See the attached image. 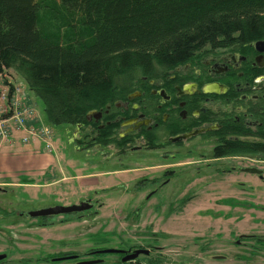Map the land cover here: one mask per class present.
<instances>
[{"label": "flooded vegetation", "instance_id": "flooded-vegetation-1", "mask_svg": "<svg viewBox=\"0 0 264 264\" xmlns=\"http://www.w3.org/2000/svg\"><path fill=\"white\" fill-rule=\"evenodd\" d=\"M157 75L127 90L115 110L107 106L88 114V124L83 123L78 132L83 134L81 151L91 154L96 150L98 154L111 147L125 156L128 151L164 148L167 159L181 155L183 144L195 139H211L213 157L229 141L264 144V40L203 48L189 64L166 73L158 71ZM213 84L219 86V93L206 91ZM204 128L209 130L172 140ZM109 133V140L117 139V143L103 146L98 140L104 136L106 141ZM172 146L178 150L168 151ZM229 157H214L213 161ZM171 168L166 167L167 177L162 182L142 176L132 191L125 192L137 196L130 195L113 209L106 201L107 188L93 189L88 180L77 182L86 190L75 202L54 205H46L39 194L31 200L17 195L20 190L41 192L42 186L35 181L0 183V264H167L161 239L172 238L167 227L171 220L169 198L153 197L175 176ZM245 169L237 167V171L247 173ZM260 171L255 175L262 181L264 170ZM146 186L155 188L140 199ZM251 206L197 213L188 225L195 233V242L182 246L184 254L180 256L184 258L179 256L177 261L264 264V206ZM54 207L76 209L46 212ZM112 210L121 211V217L111 214ZM226 231L227 236H222ZM209 233L215 235L214 244H221L225 250L233 248V254L212 255L213 261L208 260L212 245L204 242L209 240Z\"/></svg>", "mask_w": 264, "mask_h": 264}, {"label": "trees", "instance_id": "trees-1", "mask_svg": "<svg viewBox=\"0 0 264 264\" xmlns=\"http://www.w3.org/2000/svg\"><path fill=\"white\" fill-rule=\"evenodd\" d=\"M257 40L264 0H0V76L13 70L27 81L53 127L115 110L144 78L189 64L203 48ZM111 136L98 141L117 143ZM224 146L215 158L264 154L258 141Z\"/></svg>", "mask_w": 264, "mask_h": 264}, {"label": "rangeland", "instance_id": "rangeland-1", "mask_svg": "<svg viewBox=\"0 0 264 264\" xmlns=\"http://www.w3.org/2000/svg\"><path fill=\"white\" fill-rule=\"evenodd\" d=\"M2 79L10 83V85H7L0 77V83L5 86L6 90L11 85L17 90L22 89L23 97L18 93L16 97L24 103H26V98H29L32 111L36 117L33 121L35 126L37 128L45 127L54 135L51 142L55 146L60 165L64 167L67 176L74 177L78 174L101 173L98 177L89 179L88 182L93 184V189L107 188L108 199L106 201L108 205H111V209L127 201L132 194L127 195L125 192L132 191L133 187L137 185V180L142 176L156 178L158 182H162L167 177L164 176L166 167L172 166L171 169H174L175 176L153 197L154 200L169 198L171 220L167 227L172 230V238L161 239V245L165 246L164 252L169 258L167 264H183L177 260L180 255L184 254L181 252L182 246L195 242V233L188 230L191 229L188 225L190 220L197 217V213L227 211L236 207H252L251 205L264 206V179L261 181L255 174L237 171L239 166L264 170L263 154L250 156L238 154L232 155L223 161H213V141L211 139L205 141L195 139L194 141L185 142L179 149L182 154L176 158L169 157L165 159L164 148L162 150L152 149L148 152L128 151V154L124 156L119 153L116 154V149L110 147L101 150L98 154H96V150L92 151L91 154H87L80 149L79 140L83 138V134L74 137L76 127L73 125L53 127L47 123L44 102L35 92L30 90L27 81H24L16 71H7ZM39 116L43 121L39 122ZM40 146L46 147L43 143ZM174 150H178V148L176 146L168 148L170 152ZM189 150L194 152L189 154ZM233 167L235 170L232 169ZM61 176V173L56 175V177ZM97 180L100 184L98 183L95 188ZM71 182L70 180L67 182L68 184L60 185L50 191L42 190L39 192L30 189L20 190L16 193L19 197L21 196L27 200H31L39 194L38 197L45 201L46 205H54L57 202L63 204L75 202L81 191L86 189L81 188L77 183L79 181H75L73 184ZM143 184H146V182ZM153 188L155 187L145 188V191L139 195L140 199ZM132 196H137V193H133ZM135 200L137 201L136 198ZM114 211L112 210L110 213L121 217V211ZM227 233L226 231L221 235L226 237ZM208 236L209 240L204 242V244L212 245L207 255L208 260H212V255L233 252V248L231 251L225 250L221 244H214L216 238L213 233H209ZM234 238L232 236V239ZM191 254L195 255V253Z\"/></svg>", "mask_w": 264, "mask_h": 264}, {"label": "crops", "instance_id": "crops-1", "mask_svg": "<svg viewBox=\"0 0 264 264\" xmlns=\"http://www.w3.org/2000/svg\"><path fill=\"white\" fill-rule=\"evenodd\" d=\"M40 121L43 120L39 116ZM25 138H28V142L24 141ZM42 143L45 145L41 139H34L23 131L13 133L7 139L0 137V183L20 184L35 181L42 186L43 191H50L70 180L85 183L101 174L96 172L67 176L64 167L60 165L53 143L51 142V150L41 147ZM58 173L62 176L56 177Z\"/></svg>", "mask_w": 264, "mask_h": 264}, {"label": "built area", "instance_id": "built-area-1", "mask_svg": "<svg viewBox=\"0 0 264 264\" xmlns=\"http://www.w3.org/2000/svg\"><path fill=\"white\" fill-rule=\"evenodd\" d=\"M0 77L1 80L7 84V82L2 79V76ZM17 93L22 96V89L17 90L14 87L12 93L11 87L6 90L5 86L0 83V137L7 139L13 133L23 131L34 139L36 138L44 141L46 148L51 150L53 148L51 141L54 135L46 130L45 127L37 128L35 126L33 121L36 117L34 116L32 107L17 99ZM24 141L28 142V138H25Z\"/></svg>", "mask_w": 264, "mask_h": 264}, {"label": "water", "instance_id": "water-1", "mask_svg": "<svg viewBox=\"0 0 264 264\" xmlns=\"http://www.w3.org/2000/svg\"><path fill=\"white\" fill-rule=\"evenodd\" d=\"M206 91L209 92V93H214V92L219 93L220 92V88H219V86L217 84H213L211 86L206 87ZM93 114H95V112H93ZM98 115H100V114H98ZM80 127H81V125H78L76 127V130L74 132V137H76L78 135ZM207 130H209V129H205L204 128V130H196V131H193L190 134H185V135H183L181 137L173 138L172 140L175 142V141H179L180 139L181 140L187 139V138H190V137H194V135H197L199 133H204V131H207ZM245 170H246V172L252 173V174H261V172H262V171H260V170H258L256 168H254V167L253 168H251V167L250 168H246ZM76 207H65V208L64 207H54V209L47 210L46 212H53V211L58 210V209L62 210V211H70V210L76 209ZM135 256H137V255H135Z\"/></svg>", "mask_w": 264, "mask_h": 264}]
</instances>
